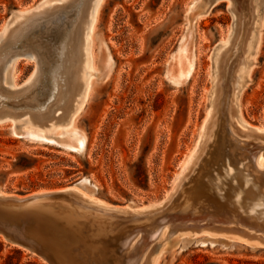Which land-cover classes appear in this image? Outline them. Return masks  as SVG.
I'll return each mask as SVG.
<instances>
[{"label":"rangeland","instance_id":"obj_1","mask_svg":"<svg viewBox=\"0 0 264 264\" xmlns=\"http://www.w3.org/2000/svg\"><path fill=\"white\" fill-rule=\"evenodd\" d=\"M56 1L0 0V38L14 14L18 23ZM198 2L96 0L75 114L52 133L46 125L0 122V192L76 186L92 202L140 210L165 201L198 151L211 110V55L231 32L229 2L194 14ZM255 26L237 122L264 132V4ZM7 70L18 87L35 63L20 58ZM0 264L46 263L0 236ZM155 264H264V248L226 236H183L167 243Z\"/></svg>","mask_w":264,"mask_h":264},{"label":"water","instance_id":"obj_2","mask_svg":"<svg viewBox=\"0 0 264 264\" xmlns=\"http://www.w3.org/2000/svg\"><path fill=\"white\" fill-rule=\"evenodd\" d=\"M95 1L59 0L18 23V13L11 17L0 38V122L46 125L51 132L72 119L71 71ZM220 1L229 2L232 24L227 42L211 55L209 119L193 162L167 199L140 210L91 202L72 187L0 192L4 241L46 264H155L167 243L204 233L264 248V132L239 125L236 101L253 63L264 0H199L194 14ZM20 58L32 60L35 71L14 87L7 69Z\"/></svg>","mask_w":264,"mask_h":264},{"label":"bare ground","instance_id":"obj_3","mask_svg":"<svg viewBox=\"0 0 264 264\" xmlns=\"http://www.w3.org/2000/svg\"><path fill=\"white\" fill-rule=\"evenodd\" d=\"M92 15V13H91ZM87 37V35H86ZM87 39H85L86 41ZM84 47H85V43L83 44V46L78 49L77 53H76V62H75V65L74 67L72 68V71H71V81H70V84H69V100H68V107L70 106L71 107V103L72 102H76L77 101V98L79 97V95L81 94L82 92V89H83V81H82V65H83V62H84V53H83V50H84ZM63 121V120H61ZM194 158V157H193ZM191 165V164H190ZM74 188V190L80 194L81 196L85 197L87 200L89 201H94V199L92 200L91 198L92 197H87L83 194V192H81V190L79 191L78 190V187L74 186L72 187ZM107 206V205H106Z\"/></svg>","mask_w":264,"mask_h":264}]
</instances>
